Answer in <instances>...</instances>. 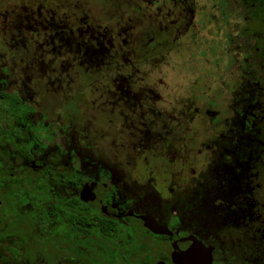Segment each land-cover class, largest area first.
Returning a JSON list of instances; mask_svg holds the SVG:
<instances>
[{
  "label": "flooded vegetation",
  "instance_id": "flooded-vegetation-1",
  "mask_svg": "<svg viewBox=\"0 0 264 264\" xmlns=\"http://www.w3.org/2000/svg\"><path fill=\"white\" fill-rule=\"evenodd\" d=\"M0 264H264V0H0Z\"/></svg>",
  "mask_w": 264,
  "mask_h": 264
}]
</instances>
